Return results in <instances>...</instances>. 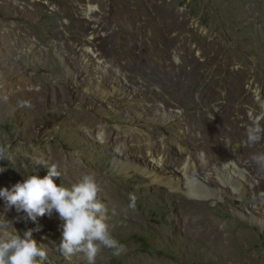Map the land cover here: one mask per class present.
<instances>
[{"label": "rangeland", "instance_id": "rangeland-1", "mask_svg": "<svg viewBox=\"0 0 264 264\" xmlns=\"http://www.w3.org/2000/svg\"><path fill=\"white\" fill-rule=\"evenodd\" d=\"M169 63L188 73L165 72ZM260 100L264 0H0V188L32 172L43 177L49 166L65 187L94 174L121 246L101 248L95 264H264V227L249 219L264 218V204L226 191L182 194L194 202H180L169 186L120 165L145 162L156 150L139 135L171 136L196 155L210 144V157L246 169L255 187L260 182L249 189L264 194V166L253 159L264 155ZM124 141V154H116ZM0 214L18 232L37 227L23 212L5 213L2 201ZM210 218L230 225L223 235L240 243L210 240L205 249L198 232ZM60 223L55 213L38 218L33 238L47 252L45 264H87L82 253L60 255Z\"/></svg>", "mask_w": 264, "mask_h": 264}, {"label": "clouds", "instance_id": "clouds-1", "mask_svg": "<svg viewBox=\"0 0 264 264\" xmlns=\"http://www.w3.org/2000/svg\"><path fill=\"white\" fill-rule=\"evenodd\" d=\"M258 139V135L250 133V141ZM0 158H5L3 152H0ZM253 159L264 166V155ZM36 164L42 165L39 160ZM46 168L47 174L43 177L32 172L11 189L0 188L4 212L12 209L17 213L23 212L27 220L37 225L21 233L12 226L13 222L7 215L0 214V232L3 233L0 238V264H45L47 252L33 238V232L41 230L39 217L52 216L53 213L61 221L58 251L66 260L82 253L87 264H95L101 248L119 252L121 246L112 237L105 222V205L98 199L99 187L94 174H85L71 187H65L54 182L55 177L61 176L57 167ZM4 171L6 169L0 167V173Z\"/></svg>", "mask_w": 264, "mask_h": 264}, {"label": "bare ground", "instance_id": "bare-ground-1", "mask_svg": "<svg viewBox=\"0 0 264 264\" xmlns=\"http://www.w3.org/2000/svg\"><path fill=\"white\" fill-rule=\"evenodd\" d=\"M92 12H93L92 8L89 7L84 11V14L86 16L87 15L89 16ZM168 65L169 66H167L166 68H164L162 65H158V66L163 67L164 71L167 73H172V74L175 73L180 75L181 73L184 75L188 73L187 69L183 68L178 64L169 63ZM182 79L184 78L174 79L173 77L171 82L172 81H174L175 83L180 82ZM257 96H259L258 93ZM260 103H262V106L264 107L263 104L264 101L260 100ZM161 110L169 117L171 116V114L168 113L166 109L163 108ZM168 129H169L168 126L164 127L162 130L160 129L161 135L166 134V132H168ZM136 135L139 134L138 133L135 134V136H133L134 139L137 138ZM100 136L101 139L104 138L101 133ZM139 136L143 141L148 140V142L144 143L145 146L156 147V150L148 149L146 151V153L144 154L145 162L137 163L131 161L129 162L127 160L126 162H121V164L120 163L118 164H120L124 169H127L129 166H131V168L151 178L153 182L169 186L170 188L173 189V191L170 192V194H174L175 196L180 197L179 198L180 202H185V203L194 202L189 199L188 200L185 199V201L182 200L181 199L182 194L184 195V197L185 196L204 197V196H217L222 191H226L228 193H231L237 199L249 198L252 199L256 205L259 204L261 206L262 204H264V194H260V193L256 194L255 192L252 193V191L250 190L251 188L249 189L251 185L255 187L257 183L255 185L253 184L254 182L250 177V175L248 174L247 170L240 167L238 168V166L234 165V163L233 164L229 162L221 163L217 161V159L215 158H218L219 155L218 156L216 155L217 157L215 158L210 157L207 151L210 144L199 145L197 147V150L200 152L196 155L195 153L189 151L188 148L184 147L182 140L178 138L173 139L171 136L168 135L169 138L164 137L158 139L159 134H155L156 140L151 141L152 136H150L149 134H144L143 137L142 135ZM158 144H160L161 146L159 147ZM214 144L218 145L220 144V141L219 140L214 141ZM123 145H125V141L124 144L116 147V151H117L116 154H121V155L124 154L125 148L123 147ZM129 149L141 153L143 151V147L141 146V144H130ZM118 164L116 162L115 166L119 167ZM70 171L72 174H76V175L78 174V172H76L77 168L72 170L70 169ZM88 173L86 172L84 174H88ZM257 187H255L254 189H256ZM198 202L202 203V201H198ZM249 219L251 221H257L258 225L264 227V218L251 215ZM202 222L204 223L203 218L200 221L201 225H203ZM220 222L221 221L218 219L210 218L209 220L206 221L204 228L199 230L198 233L201 239L200 243L202 246H204L205 249L208 250L211 249L212 245L210 243V240L215 241L219 244H222L223 240H226V243L230 242L234 244L236 243V241L237 243H240L235 237H233L234 233L223 235L222 233L223 228L224 230L230 231L231 227L230 225H226L224 223H223L224 225L220 227L221 224ZM238 233L239 236L242 235V233L240 234L239 230ZM208 245L209 248L207 247ZM238 246L241 245L238 244ZM242 247L245 248V246H241V248ZM225 252L227 254H231L229 249L225 250Z\"/></svg>", "mask_w": 264, "mask_h": 264}]
</instances>
